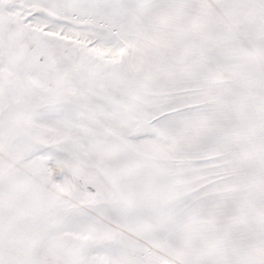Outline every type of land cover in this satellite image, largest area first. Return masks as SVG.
<instances>
[{
  "label": "snow or ice",
  "instance_id": "obj_1",
  "mask_svg": "<svg viewBox=\"0 0 264 264\" xmlns=\"http://www.w3.org/2000/svg\"><path fill=\"white\" fill-rule=\"evenodd\" d=\"M0 264H264V0H0Z\"/></svg>",
  "mask_w": 264,
  "mask_h": 264
}]
</instances>
